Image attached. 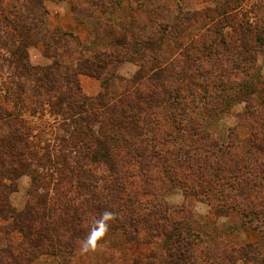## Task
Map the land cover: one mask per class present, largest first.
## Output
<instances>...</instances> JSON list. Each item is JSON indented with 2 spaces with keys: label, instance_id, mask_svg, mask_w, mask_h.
I'll use <instances>...</instances> for the list:
<instances>
[{
  "label": "rangeland",
  "instance_id": "1",
  "mask_svg": "<svg viewBox=\"0 0 264 264\" xmlns=\"http://www.w3.org/2000/svg\"><path fill=\"white\" fill-rule=\"evenodd\" d=\"M77 2L44 0L45 14L27 47L34 68L48 67L54 58L66 66L60 69L61 88L46 93L36 78L19 76L8 53L0 50V112L9 116L0 123V200L15 212L0 213V264H264V0H120L119 7L105 13L99 2L87 11ZM72 8L93 16L82 17L79 24ZM56 14L70 16L62 27H75H58ZM4 16L15 20L7 10ZM5 30L11 32L10 26ZM63 32L87 51L72 41L66 48L56 43ZM161 32L163 39H158ZM131 34L139 41L161 40V51L155 47L145 51L143 60L135 56L104 63L100 79H94L99 93L101 81L106 82L104 101L110 107H120L117 101L130 85L120 79L130 80L142 63L152 76L154 60L167 68L168 86L182 88L181 97L188 96L190 82L203 86H194L192 98H183V115L165 123L168 142L158 145L161 156L145 160L146 165L121 155L110 172L100 162L72 154L71 160L81 161L86 171L81 177L68 173L60 158L45 161L41 154L69 156L71 151L69 133L78 115L68 106L80 98L61 83L65 69L78 58L93 61L94 54L110 52L106 48H116L121 35ZM71 72L82 98L99 94L84 95L79 83L84 74ZM148 85H138L139 93L145 94ZM170 107L151 106L138 116L159 120L172 112ZM108 110L96 103L84 107L83 114L90 116L84 128L98 136ZM10 132L27 134L29 148L16 150L37 155L31 174H10V166L18 168L5 144ZM152 135L156 143L163 136L157 129ZM240 191L245 196H237ZM186 243L191 258L178 259ZM244 251L253 255L251 260Z\"/></svg>",
  "mask_w": 264,
  "mask_h": 264
},
{
  "label": "trees",
  "instance_id": "2",
  "mask_svg": "<svg viewBox=\"0 0 264 264\" xmlns=\"http://www.w3.org/2000/svg\"><path fill=\"white\" fill-rule=\"evenodd\" d=\"M18 1L19 0H0V50H4L6 51V53H8V62L11 66H13L15 70H18V73L21 74L19 76L26 78H36L35 80L39 85V88L43 89L46 93H51L56 89L62 87V85L60 84V79L62 77L60 75V69L65 68L66 66L61 65L54 58V61H52V64L50 66L34 68L28 62L27 53V47L32 43V37L34 35L33 33L36 32V29L38 28L37 24L38 22H40L41 15L45 14L43 6L44 0H26L20 4ZM77 1L78 5L86 4L88 6V8L81 7L86 11L90 10L92 6H97V3L99 2L98 6L103 10L101 11V13H105L104 10L107 8L112 9L120 6V0H106V2H104V0ZM4 7L8 8L9 10L3 9ZM4 10H7L9 14H13V17L15 19L13 22H8V20L4 16ZM72 13L79 24H82V17L86 18L93 16L92 11L85 12L84 10L76 8H72ZM28 20H30V22H28ZM6 26H10L11 32L8 33L5 30ZM163 30L164 29H162V32ZM126 32H128V30ZM162 32L161 34H158V39L160 37V39H163ZM131 36L132 37L129 36L130 38H127L125 35H121V39L116 44V48L113 46V44L110 47L106 48L110 50V52L106 53L105 51H101L94 54L92 58L93 61L86 57L78 58L77 60L72 62V69H70L69 67L65 69V76L63 77L61 83L66 86V91L70 95H73L75 98H80L79 100L75 99V104H73L72 106H68V108L70 109H75L73 110V116L78 115L75 116L76 118L72 122L74 126L69 133L70 138L72 139L70 140L71 142L67 144V149H70L71 151L69 152V156L62 152H52L51 154L46 153L43 156L41 154L40 156L43 157L45 161L51 162V160L53 159L52 162H54V159L60 158L62 167L67 170L68 173L73 174L77 177H81L80 174L84 176V174L86 173L83 164L81 163V161H83L84 159L89 158L92 163L100 162L104 164L110 172H114V170L116 169V159L121 155L124 157V160H132L138 163H141V161L145 162V160L147 161L150 158L156 159L161 156L162 151L159 150L158 145L161 146L168 142V136H166V131H164L165 123L168 122L170 117L171 119H174L175 116H178L180 114L183 115L181 105L184 101L183 98H192L193 92L191 93V89H193L194 86L203 87L200 83L193 81L190 82L187 87H185L188 96L181 97L180 91H182V88L176 87V85L168 86L170 75L167 74V68L161 66V63L158 60H154V64H156L157 66L153 70H151L152 65L149 66L151 69H149L148 71L151 70L150 73L154 71L152 73V76L150 74H145L144 70L146 67L145 64L142 63V65H140L139 67L140 69L135 75L136 77L134 76L128 81L120 79L123 82H128L130 85L129 87H127V89H125V93H123L122 96H120L121 98L117 101L118 105L120 104V107L117 108L115 106V108L110 107L108 103L104 101L107 96L106 82L101 81L102 92H100L96 97L85 99L82 98L80 94L78 81L76 79H73L72 76H68V73L72 71L71 73L75 76L84 74L99 80L102 71L106 67L104 63L107 62V64H109L108 60L112 61L114 59V61L120 63L122 61L132 60L135 56H138V58H142L143 60L145 51H147L148 49H150V51H154L153 49L156 47L157 52L161 51L159 48L161 40H159V43H156L157 40L153 41L143 39L139 41L140 36H137L136 34H131ZM56 39V43L59 44L62 42V46H64L65 48L67 47V44L72 41L76 43V49L82 52L87 51L86 48L82 47L80 42L74 36H72V34L63 32L61 34H58ZM256 41L258 40L256 39ZM110 48H113V50H111ZM248 52L249 50L247 48H244L243 54H245V60H248L249 58V56L246 54ZM208 54L209 52L206 56H208ZM105 58L106 60L102 61ZM233 67L235 69L238 66H236L235 64ZM36 72L39 73V75L37 74L38 76H36ZM200 75L203 76L204 73H200ZM144 81L149 85L147 92L145 94H141L139 93L137 86L141 85ZM169 87H171V89ZM93 103H96V105L100 106L101 108L109 109V120L107 122H100V126H98V136H95L94 132L84 128V124L89 121L88 118L90 117L89 115L83 114L84 107L88 106V108H90ZM151 106H155L156 109H161L162 111L166 108H169V106H172L170 107V109H172V112H169V115L165 114L163 117H160L159 120H157V118H153L151 120L146 119L141 121V118H139L138 116L140 113L139 111H145L144 108L149 109ZM179 106L181 107V109L179 108ZM112 110L116 111L114 115ZM7 117H9L8 114L4 118V112H0V123L5 121L4 119H6ZM103 126L107 127L103 128ZM151 126H155V128H151ZM106 129L108 131H106ZM152 129L162 131L163 136L162 138L158 139L157 143L154 135H152V137L148 136L151 133ZM16 132H10L8 137L11 139H6L5 143L8 150L11 151L9 155L14 158L12 160V163L13 161H16L18 163V168L10 166V174H14L16 172L18 173V171H20L19 173L21 174H31V171L29 170L30 166H32L31 162H37V155L32 152L25 153L16 150L18 146H22L23 148H25V150L29 148L27 144L28 140L26 138L27 134L21 135L16 134ZM204 135L202 134L201 136L204 137ZM152 140H155V143H152ZM77 153L79 154L77 158L81 161H79L78 159H74L72 161L70 155L72 156V154ZM25 157L29 158L26 160ZM68 159L73 162L72 166L67 164V161H69ZM188 167L191 169L192 166ZM258 174H262V171L258 172ZM223 184L228 185L229 188H232L233 186L232 184L230 185V182ZM80 187L83 186L80 185ZM238 193L239 194H237V196H245L242 191ZM260 196L261 198H264V193H262ZM2 212H7L9 214L15 213L14 210L10 208L8 201L6 200H0V213ZM175 231H177V236H180V234L182 233V230L180 229ZM261 239L263 240L264 237H261ZM177 244L179 245V243ZM189 248L190 247L188 243H186L185 247L179 248L178 259L182 260L187 259L188 257L191 258L190 251H188ZM168 251L172 253L171 250ZM242 255L249 260H251L253 256H249L248 254H246V252Z\"/></svg>",
  "mask_w": 264,
  "mask_h": 264
},
{
  "label": "crops",
  "instance_id": "3",
  "mask_svg": "<svg viewBox=\"0 0 264 264\" xmlns=\"http://www.w3.org/2000/svg\"><path fill=\"white\" fill-rule=\"evenodd\" d=\"M56 16H58V18L56 20H58V27H62V23L65 20V18H69L70 16H60L59 14H56ZM70 19V18H69ZM75 25L73 24H65V27L62 28H74ZM79 83H80V87L82 90V93L88 97H93L96 96L99 91H100V84L99 82L92 78V77H88L86 75H80L79 76Z\"/></svg>",
  "mask_w": 264,
  "mask_h": 264
}]
</instances>
